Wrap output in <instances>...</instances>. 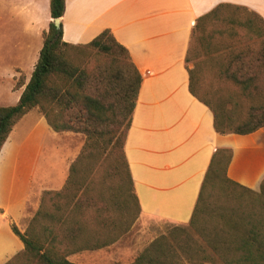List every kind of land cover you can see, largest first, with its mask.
<instances>
[{
    "label": "trees",
    "instance_id": "trees-1",
    "mask_svg": "<svg viewBox=\"0 0 264 264\" xmlns=\"http://www.w3.org/2000/svg\"><path fill=\"white\" fill-rule=\"evenodd\" d=\"M228 9L248 13L251 17L248 25L257 23L256 32L262 38L258 70L264 72V21L256 13L222 4L201 17L196 30ZM65 10L66 0H50L53 20L61 19ZM226 24L237 23L232 20ZM202 31L207 41L227 32L207 33L204 28ZM230 38L235 43L236 35L230 34ZM193 39L194 35L192 43ZM192 43L187 61L191 60ZM86 49L122 60L123 66L119 70L102 67L93 73L87 72L69 57ZM232 49L228 43L220 47L225 52ZM233 54L232 62L241 65L243 56ZM197 68L196 64L189 72V89L213 112L218 133L246 135L264 127V84L255 83L257 75L252 72L244 75L242 69L228 65L215 75L231 80L238 88L225 91L210 86L206 89L199 85ZM253 69L255 66L251 65L247 70ZM142 81L128 49L109 29L88 44L72 45L63 41L62 24L58 29L53 21L50 23L48 31L43 33V47L33 74L25 86L20 83L24 89L19 102L14 106H0V152L16 124L30 111L39 109L57 133H83L87 137L86 146L94 139H103L105 147H99L96 162L106 153L122 186L109 199L101 192L97 202L103 205L93 203L90 177L96 162H89L91 157L95 158L89 151L95 147H85L71 165L64 188L43 193L40 208L28 229L22 233L11 224L25 248L6 264H78L68 257L106 248L131 231L142 210L123 147ZM240 96L248 102V111L244 119L238 120L237 111L242 107ZM122 127L126 130L124 141ZM232 156L230 149H219L213 156L190 221L165 231L128 264H264V180L256 192L230 179L228 168Z\"/></svg>",
    "mask_w": 264,
    "mask_h": 264
},
{
    "label": "crops",
    "instance_id": "crops-1",
    "mask_svg": "<svg viewBox=\"0 0 264 264\" xmlns=\"http://www.w3.org/2000/svg\"><path fill=\"white\" fill-rule=\"evenodd\" d=\"M222 4L246 8L264 21V0H66L63 41L85 45L109 29L143 78L125 154L146 217L188 223L219 149L232 150L230 179L256 192L264 180V127L246 135L218 133L213 112L189 89L194 64L186 59L196 26ZM48 29L41 30L40 50ZM35 117L25 147L14 140L15 126L0 152V264L25 248L11 224L25 232L39 209L37 195L60 189L66 178L67 162L49 179L55 186L33 193L44 150L37 135L59 136L44 116Z\"/></svg>",
    "mask_w": 264,
    "mask_h": 264
},
{
    "label": "rangeland",
    "instance_id": "rangeland-1",
    "mask_svg": "<svg viewBox=\"0 0 264 264\" xmlns=\"http://www.w3.org/2000/svg\"><path fill=\"white\" fill-rule=\"evenodd\" d=\"M50 18L49 0H0V106H14L19 102L24 86L29 82L39 59L41 51L39 48L42 44L41 30L48 27L53 21ZM250 18L246 12L228 9L222 11L214 20L205 22L199 30L194 32L190 62L194 64L193 69L196 64L199 65L197 79L201 87L208 89L210 86H215L221 87L225 91L236 90L238 85L234 82L215 75V72L220 68L228 65L237 67L239 70L242 69L244 75L247 72H252L257 75L255 83L263 86L264 72L258 70L262 38L256 32L258 30L256 22L247 24ZM232 20L237 24L234 26L226 24ZM203 28L207 30V33H211L212 30H226L227 32L217 35L212 41H207L203 38ZM232 29L233 31L230 33ZM230 34L236 35L235 43L230 41L232 39ZM227 43L233 49L228 52L221 51V45ZM233 52L240 53L243 56L242 63L246 62V65L240 63L243 65L241 66L236 62L233 63ZM69 57L73 63L90 73L102 67H113L119 70L124 63L122 60L102 56L97 50L91 49L82 50L81 53H71ZM251 65H254L255 69L247 70ZM21 82L24 86L20 88ZM238 100L242 107L238 108L237 119L241 120L245 118L248 111V102L241 96L238 97ZM33 111L32 114L25 115L16 124L14 140L18 144L23 143L22 147H25L28 132L36 122V114L42 115L39 109ZM122 131H124V141L126 134L124 127L121 128L120 132ZM37 137H39L40 147H44V150L36 171L33 193H36L40 186H55L49 183V179L61 173L64 170V163L67 162L66 178L62 187L45 191L62 190L67 184L71 165L78 160L84 148L95 147L89 151L92 156H95V158L89 159V162L93 164L99 158V147H105L104 140L101 138L90 141V145L86 146L87 137L83 133L77 132L59 133L56 139L46 134L37 135ZM125 145L126 143L123 147L124 154ZM106 156V153L103 154L102 158L94 164V172L90 177V180H93L94 191L91 200L97 206L103 205L97 202L101 192L104 193L105 199H109L112 193L122 186L120 177L112 170V161L107 160ZM45 180L47 184H43ZM43 193L41 196L39 195L40 197L37 195L34 200L37 203L38 199L39 208ZM30 220L26 221L27 229ZM178 225L181 224L146 217L141 212L131 231L114 244L101 250L77 253L69 256L68 259L78 264H128L133 262L136 256L154 239Z\"/></svg>",
    "mask_w": 264,
    "mask_h": 264
},
{
    "label": "water",
    "instance_id": "water-1",
    "mask_svg": "<svg viewBox=\"0 0 264 264\" xmlns=\"http://www.w3.org/2000/svg\"><path fill=\"white\" fill-rule=\"evenodd\" d=\"M53 22L56 25V27L59 29L60 28V25H61L60 19H58V18L57 19H54Z\"/></svg>",
    "mask_w": 264,
    "mask_h": 264
}]
</instances>
